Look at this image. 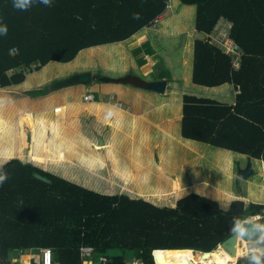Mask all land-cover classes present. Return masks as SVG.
Returning a JSON list of instances; mask_svg holds the SVG:
<instances>
[{
	"label": "trees",
	"instance_id": "1",
	"mask_svg": "<svg viewBox=\"0 0 264 264\" xmlns=\"http://www.w3.org/2000/svg\"><path fill=\"white\" fill-rule=\"evenodd\" d=\"M221 18L243 50L239 70L196 38ZM0 21V264L42 248L53 264H85L83 246L95 264H155L156 250L214 252L238 220L264 219L262 179L231 189L254 163L264 178V0H52L26 11L0 0ZM142 34L172 72L168 85H153L129 50ZM86 73L89 84L55 88ZM90 92L132 113L82 102ZM134 114L148 135H132ZM152 158L142 180L135 170Z\"/></svg>",
	"mask_w": 264,
	"mask_h": 264
},
{
	"label": "crops",
	"instance_id": "2",
	"mask_svg": "<svg viewBox=\"0 0 264 264\" xmlns=\"http://www.w3.org/2000/svg\"><path fill=\"white\" fill-rule=\"evenodd\" d=\"M170 9V8H169ZM165 14V13H164ZM164 18H165V15H164ZM163 18V19H164ZM204 35V40H205V34L206 33H202V32H197L196 33V38H199V39H202L201 38V35ZM134 41H137L138 43H139V47L137 48V50L136 51H134V49H133V47H131V45H132V42H134ZM151 47V48H150ZM128 48H129V50L133 53V55H134V57H135V59H136V61H137V63H139L138 65L140 66V68H141V71H142V73H143V76H145V77H153L154 76V78L156 79V81L154 80V81H152V82H154L153 83V85H155V86H157V85H164V83H166L167 85H168V83H170V81L173 79L172 78V76H173V74H172V72L171 71H169L167 68H166V66L164 65L165 63L163 62V65L165 66V68L168 70V72H169V76L167 77V76H162V77H158V78H156V76H155V74H153V72H151V71H148L147 70V68H148V66H151V62H155V59L153 58V57H155V56H157V57H160V55H159V53H158V51L153 47V45H152V42H151V40L148 38V36L146 35V34H142L141 36H139V37H134L133 39H131L130 41H129V43H128ZM145 53V54H144ZM139 55H140V57H139ZM36 72H38V71H35V72H31V73H28V76L29 75H31V74H34V73H36ZM152 86V85H151ZM154 86V87H155ZM94 95H95V93H93ZM112 96H114L115 97V99L113 100L111 97ZM96 97V96H95ZM111 97H101L100 99H99V101H97V102H95V101H91V102H93V103H97L98 104V106L100 105V104H104V105H107V106H111V107H113V108H116V109H119V110H121V111H124V112H126V113H129V114H131L132 113V107L130 106V105H124V102H122L119 98H117L118 96L117 95H115V94H112L111 95ZM96 99V98H95ZM82 100V102H84V103H90V102H87V101H85L84 100V96H83V98L81 99ZM78 103V102H77ZM121 104V105H120ZM164 106H158L157 108H163ZM175 110V109H174ZM160 117H168V116H162V114H160L159 115ZM158 116V117H159ZM139 118H144V115L143 114H141V115H136V114H134V116H133V118H132V122H131V132H132V135H148V132H150V129L152 128V126L151 125H147V126H145L146 125V123H143L142 125H140L139 124ZM170 119H172V118H170ZM168 121V120H167ZM160 123H162L161 121H160ZM147 127V128H146ZM134 154H136V155H139L142 151H140V150H133L132 151ZM160 155L162 156L163 155V152H160ZM146 156H149V155H147L146 154ZM238 156L241 158L242 157V159H244V160H246L247 161V157H246V155H243V154H238ZM152 162H154V163H157L156 162V160H155V158L153 159H146V162L142 165V167H140V169H136L135 171H142L141 173H140V175L139 176H141L140 178L142 179V180H147V179H151L150 177H149V172H148V167H150L151 166V163ZM245 163V162H244ZM150 164V165H149ZM249 164H251V169H252V171H253V164H252V162L249 160V162H248V165ZM147 165H149L148 167H146ZM244 165V164H243ZM248 165H247V167H248ZM263 165V168H264V163L262 164ZM246 167V168H247ZM242 168H240L239 170H241ZM134 171V170H133ZM263 202H264V200H263ZM12 258H14L15 259V255H14V257H12ZM135 258H138V257H135ZM134 258V259H135ZM24 259H20V261L22 262ZM133 260V259H132ZM94 262H95V260H94ZM23 263V262H22ZM24 263H25V261H24ZM28 264V263H27ZM85 264H95V263H93V262H85Z\"/></svg>",
	"mask_w": 264,
	"mask_h": 264
},
{
	"label": "built area",
	"instance_id": "3",
	"mask_svg": "<svg viewBox=\"0 0 264 264\" xmlns=\"http://www.w3.org/2000/svg\"><path fill=\"white\" fill-rule=\"evenodd\" d=\"M171 8V5L168 6ZM168 8V9H169ZM165 14H161L157 16L154 21L151 23V27L156 29L164 18ZM233 23L226 19L221 18L213 32L205 34V40H207L210 44L219 48L223 53L227 54L232 58V65L234 70H239L242 65V56L243 50L237 44V42L231 36V28ZM16 51V50H14ZM240 92V88L238 89L237 93ZM114 100L115 97L112 96ZM84 100L87 102L95 101V95L93 93H87L84 95ZM121 105V104H120ZM41 258L42 264H53V252L51 248H42L41 249ZM81 257L82 260L85 262H94V248L92 246H83L81 248ZM104 264H108V260L106 258L103 259ZM130 264H146L142 258H135L133 259Z\"/></svg>",
	"mask_w": 264,
	"mask_h": 264
},
{
	"label": "clouds",
	"instance_id": "4",
	"mask_svg": "<svg viewBox=\"0 0 264 264\" xmlns=\"http://www.w3.org/2000/svg\"><path fill=\"white\" fill-rule=\"evenodd\" d=\"M36 2L51 5L52 0H12L13 7L21 11L28 10ZM134 18H138V14ZM7 33V25L0 21V36H6ZM7 178V174L3 171L2 165H0V186L4 184ZM260 219L261 217L257 216L247 217L244 221L238 220L233 229V234L239 233L238 240L247 244L246 249L241 252L246 264H264V223H260ZM245 222L254 224L259 231L260 234L255 240L249 239L245 241L243 239L244 235L248 234V230L242 226ZM232 264H237V261H232Z\"/></svg>",
	"mask_w": 264,
	"mask_h": 264
},
{
	"label": "water",
	"instance_id": "5",
	"mask_svg": "<svg viewBox=\"0 0 264 264\" xmlns=\"http://www.w3.org/2000/svg\"><path fill=\"white\" fill-rule=\"evenodd\" d=\"M93 77L91 76V74L86 73V74H81L78 76H74L68 80L65 81H61L59 83H57L55 85V88H60L62 86H66V85H71V84H75V83H85V84H89L92 81ZM95 79H99L98 77H95ZM105 81H108V79H104ZM239 173H241V177L242 178H248L252 173V169H251V164L248 165V167L246 169H241L239 170ZM41 179L50 182V180H48L47 178L41 177ZM245 229L248 230V234L244 235L243 239L245 241H248L249 239L255 240L258 236H259V231L256 229V227L254 226V224L252 223H248L245 222L242 225ZM238 235L239 233L237 232L236 234H233L232 236H230L228 239H226L224 242H222L219 246L225 248L228 250V252L232 255V256H236L237 255V248L238 245L241 244L242 242L240 240H238ZM161 251L164 250H156L153 253L154 256V260H155V264H173V263H169L164 259V255L161 253ZM194 252H199L197 250H191ZM211 252H202V254L204 255V257H207ZM239 260V259H238ZM176 264H191V261L187 258H184L182 261L176 263Z\"/></svg>",
	"mask_w": 264,
	"mask_h": 264
},
{
	"label": "rangeland",
	"instance_id": "6",
	"mask_svg": "<svg viewBox=\"0 0 264 264\" xmlns=\"http://www.w3.org/2000/svg\"><path fill=\"white\" fill-rule=\"evenodd\" d=\"M170 12H171V8L170 9H168L167 11H166V13H165V18L170 14ZM201 38L203 39L204 38V35L202 34L201 35ZM139 45V43L137 42V41H134V42H132V45H131V47H133V49H134V51H136L137 50V48L139 47L138 46ZM151 48V47H150ZM145 54V53H144ZM139 57H140V55H139ZM141 58V57H140ZM154 59H155V62L153 61V62H151V66H148V68H147V70L148 71H151V72H153V74H155V76H156V78H158V77H162V76H169V72H168V70L165 68V66L163 65V59L161 58V57H157V56H155V57H153ZM65 81V80H64ZM57 84V83H56ZM56 84H54V85H56ZM154 135H156V134H154ZM204 151V150H203ZM204 155L205 156H207V153H205L204 152ZM241 160L243 161V162H245V160L244 159H242L241 158ZM203 164H205V161H203ZM205 165H207V164H205ZM259 166H261L260 164H258V163H254V167H255V171H254V175H252L251 177H250V179L249 180H242V181H238V184H237V179H235V181H234V183H232V186H231V189H233L232 191L234 192H236V194H238L239 193V190L242 188H244L243 189V191L245 192H247V189H248V186L249 185H252V181L253 180H261L262 179V183L264 184V178H262L261 176H260V171H261V169H260V167ZM207 168H210V167H207ZM236 168V167H235ZM246 169V168H245ZM212 171V170H211ZM236 172H237V168H236ZM212 173L214 174V179L216 178V173H217V171L216 172H214V170L212 171ZM237 174V173H236ZM238 175L239 176H241V173H238ZM241 180V179H240ZM234 186H236V187H234ZM246 187H247V189H246ZM260 223H264V219L263 218H261L260 219V221H259ZM247 246V245H246ZM222 248H217L215 251H220ZM42 253L41 252H35V251H31V253H27L25 256H26V259L25 260H23L22 262H24L25 261V263L24 264H27L28 262H29V260H30V257L32 256V255H37L38 257L41 255ZM196 256H200L201 254H202V252H195L194 253ZM132 257H130V259H131ZM241 258H243L241 255L239 256V260L241 259ZM15 260H17V259H15ZM17 262H19L20 264L22 263L20 260L18 261L17 260ZM237 263H238V260H237Z\"/></svg>",
	"mask_w": 264,
	"mask_h": 264
},
{
	"label": "bare ground",
	"instance_id": "7",
	"mask_svg": "<svg viewBox=\"0 0 264 264\" xmlns=\"http://www.w3.org/2000/svg\"><path fill=\"white\" fill-rule=\"evenodd\" d=\"M246 243H241L237 248V255L232 256L227 249L223 247L220 251L211 252L207 257L201 254L199 257L196 256L194 251L191 250H164L161 253L164 255V259L169 262L176 264L187 258L191 261V264H232V261H237L241 252L246 249Z\"/></svg>",
	"mask_w": 264,
	"mask_h": 264
}]
</instances>
